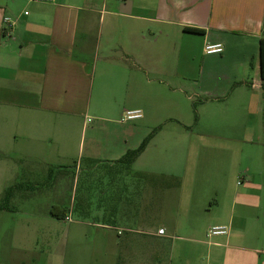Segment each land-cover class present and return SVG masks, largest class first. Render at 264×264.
Listing matches in <instances>:
<instances>
[{
  "label": "crops",
  "instance_id": "0c3cea01",
  "mask_svg": "<svg viewBox=\"0 0 264 264\" xmlns=\"http://www.w3.org/2000/svg\"><path fill=\"white\" fill-rule=\"evenodd\" d=\"M262 39L264 0H0V211L79 199L52 264H264Z\"/></svg>",
  "mask_w": 264,
  "mask_h": 264
},
{
  "label": "rangeland",
  "instance_id": "374dc122",
  "mask_svg": "<svg viewBox=\"0 0 264 264\" xmlns=\"http://www.w3.org/2000/svg\"><path fill=\"white\" fill-rule=\"evenodd\" d=\"M83 171H85V166L82 169V172ZM101 173V170L94 172V176H96V185L99 189L101 188L100 186H102L101 180L104 178L98 175ZM80 178L79 189L81 190L84 188L85 184V172ZM50 201L52 200L39 198L28 202L16 198L11 203L10 210L5 213V216L4 213L0 211V216L3 215V218L0 217V263H3L5 260L10 263L52 264L54 259L51 253L54 247L59 245V236H61L62 247H71L73 246V242L72 237L69 241V230H71V232H83L85 230L95 229L93 227L88 228L81 224V221L85 220L87 217L85 214L83 215L84 211H82V213L79 211L80 209L84 210V208L80 206L79 199L75 205L78 209L71 215L72 221H67L65 219L55 220L52 218L50 213L53 206L49 204ZM3 202H5V200ZM68 208L70 207H67V209ZM88 222L91 224L98 223L96 219L92 218H90ZM74 245L84 249L85 243L78 241ZM69 252L68 250L67 257L70 256ZM86 256L88 255L85 253H78L77 259L83 260Z\"/></svg>",
  "mask_w": 264,
  "mask_h": 264
},
{
  "label": "built area",
  "instance_id": "2783aa9c",
  "mask_svg": "<svg viewBox=\"0 0 264 264\" xmlns=\"http://www.w3.org/2000/svg\"><path fill=\"white\" fill-rule=\"evenodd\" d=\"M31 2H52L54 0H30ZM26 15L29 14V12H25ZM3 30L4 33L11 32L15 25H16V19L11 16H5L3 19ZM205 53L208 55H220L224 52V45L222 43H207L204 47ZM143 117L142 110H131L126 111L123 117L124 121H134L141 119ZM67 221H72L71 214H68L65 218ZM165 230L160 229L159 234H164ZM228 233V228L225 226H215L210 228L208 232V236H219V235H226Z\"/></svg>",
  "mask_w": 264,
  "mask_h": 264
},
{
  "label": "trees",
  "instance_id": "16d2710c",
  "mask_svg": "<svg viewBox=\"0 0 264 264\" xmlns=\"http://www.w3.org/2000/svg\"><path fill=\"white\" fill-rule=\"evenodd\" d=\"M186 30H188L189 32L192 33H198V34H202L203 31L200 29H196V28H187ZM259 57H260V74H261V79L263 82V89H264V39L261 40L260 42V49H259ZM154 133L150 134L144 141L143 143L135 150H131L129 151L121 160L120 162L122 164H124L127 167H130L131 164L142 154V152L145 150V148L147 147L148 143L150 142V140L153 138ZM58 207H53L51 210V214L53 217L57 218V219H61L64 220L66 218V216L68 215L66 210L61 209V214H58L57 211ZM78 208L75 207V210H77Z\"/></svg>",
  "mask_w": 264,
  "mask_h": 264
}]
</instances>
